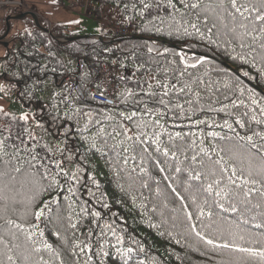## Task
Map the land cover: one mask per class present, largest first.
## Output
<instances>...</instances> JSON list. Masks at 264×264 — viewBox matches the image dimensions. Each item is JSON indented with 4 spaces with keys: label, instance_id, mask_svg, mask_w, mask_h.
Wrapping results in <instances>:
<instances>
[{
    "label": "snow or ice",
    "instance_id": "obj_1",
    "mask_svg": "<svg viewBox=\"0 0 264 264\" xmlns=\"http://www.w3.org/2000/svg\"><path fill=\"white\" fill-rule=\"evenodd\" d=\"M121 4L124 21L139 18L141 32L175 37L189 49L199 41L206 52L161 51L155 40L145 42L148 59L133 72L140 78L131 81L133 88L127 76L119 77L125 88L112 108L65 112V120H84L76 128L83 150L68 144L70 128L54 133L64 139L53 147L36 135L33 122L49 130L34 114L17 116L0 107V264H106L109 245L121 264H130L133 252L145 251L135 239L138 248L123 247L125 237L114 222L101 225L102 213L81 197L86 189L110 210L100 182L91 174L85 180L81 163L97 154L117 178L127 180V189L118 187L133 203L139 199L145 210L151 203L152 212L162 209L161 217L163 210L170 213L168 236L199 252L205 264H264V97L258 100L238 75L214 63L223 54L264 78V0ZM206 65L224 79H212L208 69L198 74ZM6 91L0 85V93ZM62 100L71 107L67 96ZM85 221L87 232H80Z\"/></svg>",
    "mask_w": 264,
    "mask_h": 264
},
{
    "label": "trees",
    "instance_id": "obj_2",
    "mask_svg": "<svg viewBox=\"0 0 264 264\" xmlns=\"http://www.w3.org/2000/svg\"><path fill=\"white\" fill-rule=\"evenodd\" d=\"M117 3L118 0H95L93 13L97 15L96 19L100 20L102 17L109 16L108 12H106V7L114 10L112 12L113 16L124 18L126 14L123 11V6L121 4L117 7ZM15 12V9H10L8 13ZM23 18L29 20L28 25H25L23 29L19 27L14 28L13 26V33L10 36V32L7 34L10 40L8 39L9 43L5 46L6 51L1 56V59H4V64L9 63L11 67L7 68V66H3V69H0V84L10 88V91L13 90L12 93L16 94V97L29 109L28 112L34 114L43 123L44 128L49 130L46 133L44 129L35 128L33 122V129L36 135L42 136L43 140L53 147L57 144H61L62 146L64 139V137L54 133L63 132L64 128L68 127L71 129L68 144L73 148L79 146L83 150L84 146L79 140L76 128L78 126L82 127L84 120L81 118L79 125H77L75 120H65V112L71 115L75 107H81L84 110L91 108L93 112L112 108V104L94 100L89 92V87L94 81V72L91 70L90 64L96 56L100 55L107 60L114 58L119 67L120 76H127L129 78L127 86L134 88L131 81L140 78L139 74L133 77L137 63L140 60L148 59L146 48L143 47L145 42L155 40L161 51L163 47H168L175 49L177 52L183 48L189 55L192 53L201 55L206 52V45L199 41H194L193 43L196 46L189 49L184 47L185 41L178 40L175 37L141 32V21L139 18L136 19L138 21L137 24L133 26L127 35H109L107 30L103 28L97 33L102 39L96 36V34L87 33L81 35L75 31L77 24L71 23V21L79 20L80 16H74L67 20H54L50 24L49 32L37 27L32 17L24 16ZM17 21V19H14V21L13 19L10 20V29ZM40 23L42 26L47 27L46 22L40 21ZM4 30L5 23L2 30H0V34ZM28 33H31V35ZM49 35L52 37L55 45L51 43ZM69 37L74 38L69 39ZM135 45H140L141 47L133 53ZM63 51L74 59V65L71 69L65 67L62 60L56 55V53L60 55ZM133 54L136 59L132 58ZM207 55L211 57L213 53L207 52ZM40 57H44L46 62L42 64ZM121 63L125 64L126 67L122 68L120 66ZM214 63L216 68L224 67L229 69V75L233 73L238 75L246 88L255 90L258 100L264 97V78H261L255 69H250L248 66L241 68L238 62L233 63L223 54H216ZM50 67L54 69H50ZM206 69L209 70V75L212 79H224V77H218L215 70L210 69L207 65L199 68L198 74H203ZM244 71H248L249 76H244ZM67 73L75 77L77 83L85 93V97L74 99L78 94L73 84L59 83L60 79ZM47 77L52 80L55 90L51 97L43 98L38 96L37 92L42 88L43 81ZM249 77H253V79ZM119 82L121 87L113 93V98L125 88V84L120 79ZM64 96L68 97L67 103L71 104V107H66V102L62 100ZM244 99L247 101V95H245ZM0 107L3 106L0 105ZM119 108L126 110L123 105H120ZM112 111L114 113L116 109H112ZM12 114L19 115L17 113ZM208 116L211 118L212 114H208ZM54 117L58 119L54 121ZM217 119H220V117H217ZM81 163L87 169L85 180H87L88 174L94 175L101 184V191L106 193L104 199L108 202L110 210L103 209L100 204L95 203L87 195L86 189H81L82 199L90 200V207L94 205L95 209L102 213L103 219L100 221L101 225L105 221L114 222L118 233L125 237L123 247L138 248L137 244L132 243L133 239L144 246V252H133V259L130 264H136L137 260H143L145 264H154V261L155 264H205V258L200 256L199 252L187 248L183 245V242L179 245L176 244L168 236V232L173 230L171 229V221L169 219L170 213L167 210H163L164 216L161 217L159 212L162 209L158 208L157 212H152L151 203L148 204L147 210L140 207L141 201L139 199L133 203L131 194L121 192L118 187V184H123L127 189V180L117 178L98 154L86 156ZM71 167L74 170L75 164ZM88 187L93 188L95 191L94 186L90 183ZM99 195L100 193L97 192L98 197ZM150 224H155L157 227H150ZM88 227L89 222L85 221L84 226L79 231L86 233ZM162 232L164 235H161ZM69 235H71V232H69ZM173 235H176V233L173 232ZM80 238L83 239V236H80ZM109 239L112 244L115 243L114 238L109 236ZM49 240L50 242H56L55 237H49ZM109 251L111 256L106 259V264H121L119 257L115 255V249L110 245Z\"/></svg>",
    "mask_w": 264,
    "mask_h": 264
},
{
    "label": "built area",
    "instance_id": "obj_3",
    "mask_svg": "<svg viewBox=\"0 0 264 264\" xmlns=\"http://www.w3.org/2000/svg\"><path fill=\"white\" fill-rule=\"evenodd\" d=\"M30 5L31 3L27 0H0V24L5 23L6 15L8 14L10 9H15V13L22 11H30L32 10L30 8ZM54 5L66 9L72 8V12H74V9L76 7L80 6L83 8L84 14L85 10L88 9V14L91 17H97V15L93 13L95 0H85V2H82V0H55ZM41 18L44 19V21L41 20L42 22L47 23V28L49 29L50 21L45 17ZM101 22L103 28L107 30L109 35L111 34L118 36L127 35L132 30L133 26L137 24L138 21L135 20L131 24H129L124 21V18H113L109 15L108 17H106L105 20H101ZM49 37L51 43L55 45V42L53 41L52 37L50 35ZM90 68L94 72V81L93 84L89 87L91 97L94 100L103 103L113 104V93L121 87L118 79L121 73L115 59L112 58L111 60H107L102 56L98 55L91 62ZM59 83L73 84L78 96L80 98L85 97V93L83 92L81 86L77 83V80L72 75L67 73L60 79Z\"/></svg>",
    "mask_w": 264,
    "mask_h": 264
},
{
    "label": "rangeland",
    "instance_id": "obj_4",
    "mask_svg": "<svg viewBox=\"0 0 264 264\" xmlns=\"http://www.w3.org/2000/svg\"><path fill=\"white\" fill-rule=\"evenodd\" d=\"M31 3L30 8L32 10H34L36 12L37 17L39 18V20H43L41 17H45L46 19H48L50 21V23H52L54 20H67L69 18H72L74 16H80V23H78L76 25V32L84 35V34H97L98 32H100L103 27L101 26V20H105L106 17H102L100 20L91 17L88 14V9L85 10V14L83 13V8L82 7H76L74 9V12H72V8L66 9L63 7H58L56 5H54L53 0L50 1H45L44 0H27ZM77 1V0H76ZM82 2H85V0H82ZM44 5V6H42ZM48 6L49 12H46L47 10L45 9V6ZM33 6V7H32ZM35 8L38 9V11H42L43 13H39L38 11H36ZM95 12V11H94ZM45 13V14H44ZM108 14L113 17L116 18L118 16H113L112 13ZM89 15V16H88ZM27 17V16H26ZM120 17V16H119ZM17 23L15 24L17 27H19L20 29H22V24L23 23H28L29 20H27V18H21V19H17ZM14 21V19H13ZM3 28V23L0 24V30H2ZM15 28V26H14ZM13 25L10 29V33L9 36L13 33L14 31ZM105 29V28H104ZM106 30V29H105ZM9 36L6 35L5 36V40H7V42L9 43ZM9 39V40H8ZM6 51V47L5 45H1L0 44V69H3V66H7V68L11 67L8 64H4V59H1ZM57 57L59 59L62 60L63 65L65 67H67L68 69H71L72 66L74 65L73 61L74 59L72 57H70V55H68L65 51L61 52V54H57ZM40 60H42V64L46 62V59L44 57H40ZM51 66V65H49ZM50 69H54L53 67H50ZM1 85V84H0ZM5 89L7 90L6 92H2L0 93V105L3 106V108H5V110L11 112V113H17V114H21L22 112H28L29 109L23 104V102L21 100H19L16 97V94L12 93V91H10V88H8L7 86H5ZM55 90L54 84L52 82V80L50 78H46L45 81H43L42 84V88L40 90H38L37 95L43 98L46 97H51L53 95V92Z\"/></svg>",
    "mask_w": 264,
    "mask_h": 264
},
{
    "label": "water",
    "instance_id": "obj_5",
    "mask_svg": "<svg viewBox=\"0 0 264 264\" xmlns=\"http://www.w3.org/2000/svg\"><path fill=\"white\" fill-rule=\"evenodd\" d=\"M26 15L32 17V19H33V21H34V23H35V25L37 27H39V28H41V29L49 32V29L47 27H44V26L41 25L40 20H39V18L36 15V12L33 11V10H30V11H22V12H18V13H14V14H7L6 15V21H5V30H4V32L2 34H0V44L5 45V46L8 45L7 40H5L4 38H5V36L9 32V29H10V20L11 19H21V18H23ZM96 36H98L99 38H101V36L99 34H96ZM72 38H74V37H69V39H72Z\"/></svg>",
    "mask_w": 264,
    "mask_h": 264
},
{
    "label": "crops",
    "instance_id": "obj_6",
    "mask_svg": "<svg viewBox=\"0 0 264 264\" xmlns=\"http://www.w3.org/2000/svg\"><path fill=\"white\" fill-rule=\"evenodd\" d=\"M45 1H50V0H44V2ZM42 6H44V5H42ZM33 7V6H32ZM34 9L36 10V11H38V9L37 8H35L34 7ZM45 9L47 10L46 12H49V9H48V6L46 5L45 6ZM114 10L112 9V8H109V7H106V12H109V13H112ZM39 13L41 12V13H43L42 11H38ZM104 13V12H103ZM8 14H14V13H8ZM45 14V13H44ZM26 16H28V15H26ZM41 21V20H40ZM51 24V23H50ZM25 25L27 26L28 25V23H23L22 24V29L25 27ZM13 26H15V28H18L15 24H13Z\"/></svg>",
    "mask_w": 264,
    "mask_h": 264
}]
</instances>
